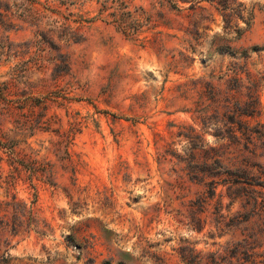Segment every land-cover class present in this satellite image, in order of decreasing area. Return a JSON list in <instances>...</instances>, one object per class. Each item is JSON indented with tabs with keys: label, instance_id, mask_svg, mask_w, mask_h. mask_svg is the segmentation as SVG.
Wrapping results in <instances>:
<instances>
[{
	"label": "rangeland",
	"instance_id": "rangeland-1",
	"mask_svg": "<svg viewBox=\"0 0 264 264\" xmlns=\"http://www.w3.org/2000/svg\"><path fill=\"white\" fill-rule=\"evenodd\" d=\"M113 1H3L0 139L53 184L17 163L10 179L0 149V203L14 196L45 224L8 236L5 264H185L191 250L200 264H264V49L212 51L224 24L210 11L190 51L181 0H124L142 22L125 36ZM229 45L263 46L264 13ZM214 160L246 182L210 175Z\"/></svg>",
	"mask_w": 264,
	"mask_h": 264
},
{
	"label": "trees",
	"instance_id": "trees-1",
	"mask_svg": "<svg viewBox=\"0 0 264 264\" xmlns=\"http://www.w3.org/2000/svg\"><path fill=\"white\" fill-rule=\"evenodd\" d=\"M3 1L4 0H0V10L1 7L5 8V4H3ZM160 1L169 4V6L172 8H175V4L171 3L170 0ZM113 2L117 3L116 9L118 11V14L114 16L112 13H109V17L112 18L111 22L115 24L116 28L125 36L138 33L139 29L142 26V22H140V19L133 18L129 11H125L126 4L124 0H114ZM181 2L189 3L188 10L193 13V18L188 23V27L185 31V36L187 38L186 45L190 51H193L195 49V46H199L201 44L203 31L206 29L207 24L211 22L210 11L217 13L221 17V20L224 24L221 38V41L223 43H221L220 45H214L212 51L219 54L225 53L227 51L231 53L237 52L240 57L244 58L250 51L264 49L263 45L250 46L248 48L234 50L229 45V43L239 40L242 34L251 27L255 10L264 13V0H261V4H254L250 9H246L244 5L238 0H181ZM101 8L106 9L104 5ZM1 16L2 13L0 12V17ZM237 23H240V26H238ZM0 93H2L1 88ZM1 98L4 100L6 106H10L9 103L12 102V100L6 99L3 96H1ZM251 98L252 96L250 95L249 100H251ZM24 104H26L25 100L22 101L21 105ZM249 107L250 110L247 112V115H251L253 112L251 105ZM71 134L72 129H69L68 134L66 135V141L71 139ZM243 134L246 135L245 132ZM260 135L264 136V134ZM11 147V144H9L8 142H3L0 139V149L4 148L7 151V155L9 156V165L12 167L11 174L9 175L10 179L13 180V178H16L17 174L20 171L17 166L19 165L27 172V178L29 181L32 178H35L49 185H53L48 180V174L46 173V163H42L37 160H28L27 162L17 160L16 158H14V151ZM14 163H17V165H14ZM212 165H215V167L211 168ZM208 167L209 168H206L205 170L209 171L208 173H210V175L226 174L230 176L228 180L232 183L246 182L247 180V174L245 170L237 168V170L230 172L226 170L218 160L212 161V163ZM12 180H8V186L13 185ZM30 187L34 188V184L30 183ZM213 195L214 190L210 189L208 197H211ZM198 200L202 201L200 199ZM1 204H3L5 208H3L2 210L0 209V264H5L10 259L9 254L6 252V247L9 243L7 241V237H14L18 234L28 232L30 230L38 234H44L45 224L39 222L31 206L25 207V205L16 200L14 196H12L10 200L0 203V206ZM188 205L190 207L189 211L192 212L195 209L193 208L194 203L190 201ZM192 219L190 221H192ZM197 255V253H193V251L191 250L189 253L181 252L179 256L185 264H200V259L196 260L195 262V258L197 257ZM107 263V261L102 262V264ZM209 263L218 264V262L213 259L209 260Z\"/></svg>",
	"mask_w": 264,
	"mask_h": 264
}]
</instances>
